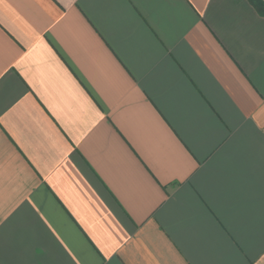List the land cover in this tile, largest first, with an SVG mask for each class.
I'll use <instances>...</instances> for the list:
<instances>
[{
	"label": "crops",
	"instance_id": "1",
	"mask_svg": "<svg viewBox=\"0 0 264 264\" xmlns=\"http://www.w3.org/2000/svg\"><path fill=\"white\" fill-rule=\"evenodd\" d=\"M0 264H264L249 0H0Z\"/></svg>",
	"mask_w": 264,
	"mask_h": 264
},
{
	"label": "trees",
	"instance_id": "2",
	"mask_svg": "<svg viewBox=\"0 0 264 264\" xmlns=\"http://www.w3.org/2000/svg\"><path fill=\"white\" fill-rule=\"evenodd\" d=\"M253 6L264 16V0H249Z\"/></svg>",
	"mask_w": 264,
	"mask_h": 264
}]
</instances>
